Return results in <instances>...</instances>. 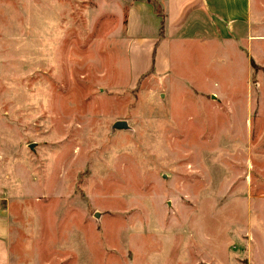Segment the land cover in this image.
I'll return each mask as SVG.
<instances>
[{
    "label": "rangeland",
    "instance_id": "rangeland-1",
    "mask_svg": "<svg viewBox=\"0 0 264 264\" xmlns=\"http://www.w3.org/2000/svg\"><path fill=\"white\" fill-rule=\"evenodd\" d=\"M121 1L0 0V264H264V38L133 79Z\"/></svg>",
    "mask_w": 264,
    "mask_h": 264
},
{
    "label": "crops",
    "instance_id": "crops-1",
    "mask_svg": "<svg viewBox=\"0 0 264 264\" xmlns=\"http://www.w3.org/2000/svg\"><path fill=\"white\" fill-rule=\"evenodd\" d=\"M123 1L127 2L119 42L131 61L133 79L148 74L159 78L169 75L172 44L180 52L184 45L191 44L201 59V44L208 43L206 38L210 34L217 45L219 41L246 39V42H252L264 38L252 32V0ZM246 71L250 72V65L246 66ZM1 215L0 209V241L8 237Z\"/></svg>",
    "mask_w": 264,
    "mask_h": 264
},
{
    "label": "water",
    "instance_id": "water-1",
    "mask_svg": "<svg viewBox=\"0 0 264 264\" xmlns=\"http://www.w3.org/2000/svg\"><path fill=\"white\" fill-rule=\"evenodd\" d=\"M112 129H114V130H128L129 126H128L126 121H115L112 125ZM29 149H31V150L33 149V144L29 145ZM94 217L97 218L98 213H95Z\"/></svg>",
    "mask_w": 264,
    "mask_h": 264
},
{
    "label": "trees",
    "instance_id": "trees-1",
    "mask_svg": "<svg viewBox=\"0 0 264 264\" xmlns=\"http://www.w3.org/2000/svg\"><path fill=\"white\" fill-rule=\"evenodd\" d=\"M157 11H158V14L161 16V12L158 9ZM162 32H163V20L161 21V25H160V35L162 34ZM250 65L254 67V63L252 61H250Z\"/></svg>",
    "mask_w": 264,
    "mask_h": 264
}]
</instances>
